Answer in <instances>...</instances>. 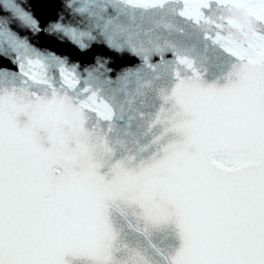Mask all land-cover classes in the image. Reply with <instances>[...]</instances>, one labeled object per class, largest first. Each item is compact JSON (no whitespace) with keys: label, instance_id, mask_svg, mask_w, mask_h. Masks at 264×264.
<instances>
[{"label":"snow or ice","instance_id":"1","mask_svg":"<svg viewBox=\"0 0 264 264\" xmlns=\"http://www.w3.org/2000/svg\"><path fill=\"white\" fill-rule=\"evenodd\" d=\"M61 4L0 0V264H264V0Z\"/></svg>","mask_w":264,"mask_h":264},{"label":"water","instance_id":"2","mask_svg":"<svg viewBox=\"0 0 264 264\" xmlns=\"http://www.w3.org/2000/svg\"><path fill=\"white\" fill-rule=\"evenodd\" d=\"M29 3L32 5L33 13L41 18L42 21L54 18L56 13L62 10L61 0H29ZM32 42L38 48H49L54 50L57 55L67 56L70 61L80 64L81 67L94 63L97 56L111 57L113 60L111 66L117 69L129 63L137 62L133 58L117 57L103 45H94L90 50L82 52L70 43H60L51 37L43 35L34 37ZM4 63L7 62L0 60V65ZM8 67L14 68L11 64H8Z\"/></svg>","mask_w":264,"mask_h":264}]
</instances>
